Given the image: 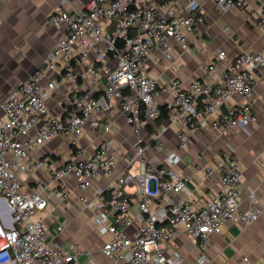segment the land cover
I'll use <instances>...</instances> for the list:
<instances>
[{
    "label": "built area",
    "instance_id": "built-area-1",
    "mask_svg": "<svg viewBox=\"0 0 264 264\" xmlns=\"http://www.w3.org/2000/svg\"><path fill=\"white\" fill-rule=\"evenodd\" d=\"M259 3L254 25L264 36V0ZM220 10L239 9L248 12L247 0H215ZM198 0H90L82 7L68 10L56 8L47 23L60 33L55 47L43 68L34 72L0 104V198L6 200L9 222L0 220V264H78L73 255L49 240L47 225L41 213L49 207L48 187L37 183L29 189L25 177L45 171L52 181L72 175L81 190L90 189V179L111 178L106 190H94L93 217L99 226L112 235L103 253L114 263L179 264L173 251L175 239L186 234L202 250L211 236L220 234L223 225L236 221L249 225L264 213L254 189L250 190V206L241 211L243 167L231 152L219 156L222 189L206 203H195L178 167L180 155L168 150L160 140L161 132L139 137L134 160L140 163L138 173H116L117 155L113 139L104 142L94 153L80 159V139L83 127L93 123L98 112L115 108L118 103L128 124L135 131L162 114L158 98L168 95V124L162 130L177 127L179 146L187 148L197 129H209L218 135H228L257 119L247 102L230 105L234 95L249 97L258 83L264 84V46L257 52L244 51L228 67L218 73L215 66L204 65L208 81L195 79L184 89L176 79L160 83L148 70V60L161 51L171 65L172 41L181 52L189 50L187 37L204 17L199 13ZM188 13V14H187ZM95 53L96 62L116 60L112 67L104 66L105 83L99 92L94 85L82 91L79 72L73 65L76 57L86 59ZM225 53L220 52L219 57ZM56 76L43 81L48 73ZM82 77L97 82L101 77L95 62H90ZM70 90L53 112L49 101L61 84ZM113 131V122L104 127ZM34 131V134L31 132ZM68 135L75 147L68 161L59 166L49 157L36 158L32 153L59 135ZM20 136L26 137L25 140ZM154 145L166 154L164 163L144 157ZM211 173V168L196 166ZM134 184L140 201L136 204L125 187ZM169 194L183 195L182 200ZM160 196L158 201L155 197ZM84 203L86 199L82 200ZM136 205L139 226L132 237L124 229L133 224L131 210ZM109 207L111 220L103 211ZM166 250L172 254L168 258ZM172 250V251H171ZM89 256V253H86ZM206 257L202 255L201 262Z\"/></svg>",
    "mask_w": 264,
    "mask_h": 264
},
{
    "label": "crops",
    "instance_id": "crops-1",
    "mask_svg": "<svg viewBox=\"0 0 264 264\" xmlns=\"http://www.w3.org/2000/svg\"><path fill=\"white\" fill-rule=\"evenodd\" d=\"M88 1L90 0H0V104L34 72L44 67L60 37L59 31L47 23L49 15L56 8L75 10ZM198 1L201 5L199 13L189 14L197 16L201 13L204 21L188 35L189 50L181 52L172 41V55L176 65L167 62L161 51L154 52L148 60L149 72L160 83L176 79L184 89H188L195 79L205 82L210 79L209 74L202 70L204 65L211 64L218 73H222L244 51L257 52L264 46V36L254 25L259 9L257 0H247L250 10L246 13L239 9L220 10L215 0ZM220 52H224L225 56L219 57ZM90 62L96 63L100 73L101 78L97 82L82 77ZM115 64L116 60L111 56L106 62H96L95 53H91L86 59H73V65L79 72L78 83L82 91L95 85L101 92L105 83L104 66L112 67ZM55 76L54 72L48 73L43 83ZM70 88L69 83L59 86L49 101L51 111L60 112V104ZM167 98L168 95H161L158 104L166 105ZM245 102L251 105L257 119L255 124H245L228 135H218L212 130L199 128L191 135L185 149L179 146L177 127L162 130L168 120L161 124H157V121L150 122L135 131L127 123L118 103L110 111L96 113L95 124L88 123L83 127L80 139L82 154L79 158L84 159L104 142L113 139V151L117 155L116 173L136 174L140 169V163L134 160L139 137H148L159 131L160 140L168 150L176 151L181 157L178 169L184 176L191 201L206 203L222 189V171L218 158L231 152L243 167L240 210L249 209V193L252 189L256 191L260 205L264 207V84L258 83L249 97L234 95L230 105ZM108 120L113 122V131L104 128ZM20 139L25 140L26 137L20 136ZM74 149L71 138L62 134L36 149L32 156L49 157L62 166ZM165 156L164 152L157 151L153 145L144 158L147 161L155 159L165 166ZM196 166L209 167L211 173H207L205 169L199 171ZM24 183L29 189L34 188L37 183L48 187L49 207L40 215L47 225L49 240L77 255L78 264H124L123 260L114 263L104 255L102 250L111 242L112 235L104 231L93 217L94 190L105 189L108 200L111 178H92L90 189L81 190L79 181L72 175L54 182L45 171L40 170L26 176ZM125 190L135 204L140 201L136 185L130 184ZM168 196L177 201L183 198V195L177 194ZM83 199H86L85 203ZM159 199L160 196H156L154 200ZM137 212L134 205L131 210L133 224L124 229L129 237L134 235L139 226ZM103 213L113 219L109 207ZM9 217L8 204L0 198V220L7 225ZM173 251L178 256L179 264H264V213L249 225L236 221L226 222L220 234L211 236L210 245L204 250L186 234H181L173 243ZM165 252L168 258L172 254L168 250ZM202 255L206 257L203 263Z\"/></svg>",
    "mask_w": 264,
    "mask_h": 264
},
{
    "label": "trees",
    "instance_id": "trees-1",
    "mask_svg": "<svg viewBox=\"0 0 264 264\" xmlns=\"http://www.w3.org/2000/svg\"><path fill=\"white\" fill-rule=\"evenodd\" d=\"M162 109V114L159 117V119H157V124H161L163 121L168 120L169 118V110L167 108L166 105L161 106Z\"/></svg>",
    "mask_w": 264,
    "mask_h": 264
}]
</instances>
